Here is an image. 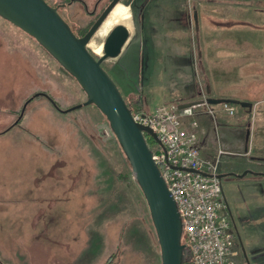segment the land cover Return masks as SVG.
I'll use <instances>...</instances> for the list:
<instances>
[{
	"label": "rangeland",
	"instance_id": "rangeland-1",
	"mask_svg": "<svg viewBox=\"0 0 264 264\" xmlns=\"http://www.w3.org/2000/svg\"><path fill=\"white\" fill-rule=\"evenodd\" d=\"M82 1L91 10L95 0ZM120 3L130 37L102 66L123 98L140 112L207 97L250 102L233 115L220 103L213 115L199 107L198 146L229 203L235 184L264 190V0ZM59 10L76 26L91 19L78 1ZM114 26L89 43L103 44ZM85 99L44 47L0 16V264H161L147 202L105 116L93 104L60 111ZM229 137L238 141L223 144Z\"/></svg>",
	"mask_w": 264,
	"mask_h": 264
},
{
	"label": "water",
	"instance_id": "water-1",
	"mask_svg": "<svg viewBox=\"0 0 264 264\" xmlns=\"http://www.w3.org/2000/svg\"><path fill=\"white\" fill-rule=\"evenodd\" d=\"M120 0H111L91 27L82 36H76L57 9L46 0H0V16L33 37L76 80L86 99L61 112L93 104L105 116L109 126L124 152L133 176L148 205L152 224L158 240L161 264H181L185 244L181 242L182 228L176 203L170 194L160 170L152 158V152L143 133L159 143L156 133L148 126L135 121L120 90L102 61L120 55L128 42L130 32L123 24L109 31L102 44V53L96 58L87 48L91 38L100 28ZM44 96L55 107L56 102L45 92ZM209 104L229 102L243 107L251 103L228 98H210ZM20 111L21 117L25 105ZM201 102L198 100L194 103ZM193 103L179 105L186 107ZM193 171V169H188ZM241 174L230 175L242 177ZM222 174H217L219 179Z\"/></svg>",
	"mask_w": 264,
	"mask_h": 264
},
{
	"label": "built area",
	"instance_id": "built-area-1",
	"mask_svg": "<svg viewBox=\"0 0 264 264\" xmlns=\"http://www.w3.org/2000/svg\"><path fill=\"white\" fill-rule=\"evenodd\" d=\"M206 101L186 107L160 104L151 112H132L133 119L150 127L159 143L144 134L161 176L172 195L181 220L182 238L188 247L187 264H237L236 235L223 196L216 166L202 159L198 146L199 107L213 115ZM228 115L236 107L220 103ZM188 119V120H187ZM188 169H193L190 171Z\"/></svg>",
	"mask_w": 264,
	"mask_h": 264
},
{
	"label": "crops",
	"instance_id": "crops-1",
	"mask_svg": "<svg viewBox=\"0 0 264 264\" xmlns=\"http://www.w3.org/2000/svg\"><path fill=\"white\" fill-rule=\"evenodd\" d=\"M234 141L235 138L229 137L222 140V143L232 145L238 140ZM201 155L207 157L204 150L201 151ZM235 185L241 193L235 195L234 191L230 190L232 203H229L226 198L225 200L228 202V211L236 235L235 244L238 251L236 262L237 264H264V190L257 186L255 188L253 185ZM240 200L242 202L238 204Z\"/></svg>",
	"mask_w": 264,
	"mask_h": 264
},
{
	"label": "flooded vegetation",
	"instance_id": "flooded-vegetation-1",
	"mask_svg": "<svg viewBox=\"0 0 264 264\" xmlns=\"http://www.w3.org/2000/svg\"><path fill=\"white\" fill-rule=\"evenodd\" d=\"M73 1L80 2L83 5V8H84L85 12L87 13V15L91 16V19L89 21H87L85 24H83L82 26H78V25L76 26V25L69 23V21H66V19L62 15L61 16L68 23L71 30L76 34V36H82L91 27V25L99 17V15L103 12V10L107 7V5L110 3L111 0H95L93 5H92L91 10H89L88 5L82 0H70L67 3L60 2V3H56V4H51V3L47 2V0H46V2L48 4H50L51 6L55 7L59 13H60V10H59L60 7H64ZM226 204H227V210H228V203L226 202ZM228 213H229V211H228ZM229 216H230V219L232 221L230 213H229Z\"/></svg>",
	"mask_w": 264,
	"mask_h": 264
},
{
	"label": "bare ground",
	"instance_id": "bare-ground-1",
	"mask_svg": "<svg viewBox=\"0 0 264 264\" xmlns=\"http://www.w3.org/2000/svg\"><path fill=\"white\" fill-rule=\"evenodd\" d=\"M130 13L129 8L122 3H117L116 6L112 9L102 26L96 31L95 36L99 37V35L106 30L109 26L123 24L127 27V29L131 30L130 25ZM111 30V29H110ZM92 46L93 52L101 55L102 53V44H96L94 42L89 43ZM111 59V58H110Z\"/></svg>",
	"mask_w": 264,
	"mask_h": 264
},
{
	"label": "trees",
	"instance_id": "trees-1",
	"mask_svg": "<svg viewBox=\"0 0 264 264\" xmlns=\"http://www.w3.org/2000/svg\"><path fill=\"white\" fill-rule=\"evenodd\" d=\"M76 35V34H75ZM64 69V68H63ZM65 70V69H64ZM66 71V70H65ZM67 72V71H66ZM68 73V72H67ZM69 74V73H68ZM127 106L129 107V109L132 111V112H135L137 111L138 109H135V108H139V107H134L132 103L130 102H127L125 100ZM152 142L154 143L155 141L151 138ZM155 230V229H154ZM157 237V236H156ZM189 261V255H188V252L187 250L184 248L183 250V255H182V258H181V264H187Z\"/></svg>",
	"mask_w": 264,
	"mask_h": 264
}]
</instances>
